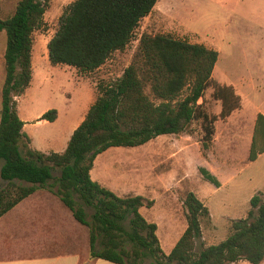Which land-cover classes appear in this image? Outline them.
<instances>
[{
  "label": "trees",
  "instance_id": "trees-1",
  "mask_svg": "<svg viewBox=\"0 0 264 264\" xmlns=\"http://www.w3.org/2000/svg\"><path fill=\"white\" fill-rule=\"evenodd\" d=\"M158 1L75 0L48 44L51 64L67 65L82 74L98 70L115 52L128 46ZM49 3L20 0L12 16L0 18V33L6 31L7 35L0 118V176L6 185L0 189V219L55 179L54 171L58 170V189L51 192L60 197L79 223L89 228L92 258L117 264H139L146 257L152 258L153 264H231L240 260L263 264L264 199L259 194L251 198L248 216L233 222L226 239L198 250L202 221L210 214L208 207L189 192L184 199L187 228L167 254L160 246L157 224L141 213L145 198L118 196L91 178L95 159L108 149L139 147L162 135L188 133L195 121L201 122L204 131L203 149L209 148L218 117L225 119L239 107L233 89L213 80L219 59L215 49L162 33L143 34L122 76L98 84V96L64 152L46 154L28 148L23 153L21 146H25L23 141L28 135L15 97L23 95L32 82L33 36L45 25ZM210 86L214 87L213 96L222 100L219 116L210 114L204 103H199ZM56 118L53 109L39 120L51 122ZM261 154L264 114L259 113L250 161ZM201 172L220 186L209 170L202 168ZM84 206L94 209L91 220Z\"/></svg>",
  "mask_w": 264,
  "mask_h": 264
},
{
  "label": "rangeland",
  "instance_id": "rangeland-1",
  "mask_svg": "<svg viewBox=\"0 0 264 264\" xmlns=\"http://www.w3.org/2000/svg\"><path fill=\"white\" fill-rule=\"evenodd\" d=\"M19 1L0 0V18L12 16ZM74 1L50 0L45 25L34 33L33 79L26 92L15 97L19 116L26 121L24 131L28 139L21 146L23 153L28 148L46 154L64 152L74 130L96 100L98 84L122 76L143 34L162 33L215 49L219 59L213 80L233 89L239 97V107L225 119L218 117L209 148L203 149L204 131L201 122L195 121L188 133L162 135L139 147L110 148L98 155L95 177L121 197L145 198L141 213L157 224V236L165 253H170L187 228L184 199L189 192L208 207L210 214L202 221L197 249L220 243L231 233L233 222L248 216L251 198L259 194L264 199V154L255 161L249 159L257 115L264 114V0H159L153 12L141 21L128 46L115 52L98 70L85 74L67 65H53L49 59L48 44ZM6 42L3 31L0 118ZM213 93L214 87L210 86L199 103H204L210 114L219 116L222 100ZM53 109L57 111L54 121L39 120ZM1 166L0 161V170ZM202 168L218 178L219 187L205 178ZM54 177L43 189L57 191L58 170L54 171ZM5 185L0 176V189ZM76 200L81 203L77 196ZM150 201L152 204H147ZM84 207L91 220L94 209ZM81 227L90 243L89 228L82 224ZM139 264H153V259L143 258ZM231 264L250 263L240 260Z\"/></svg>",
  "mask_w": 264,
  "mask_h": 264
},
{
  "label": "crops",
  "instance_id": "crops-1",
  "mask_svg": "<svg viewBox=\"0 0 264 264\" xmlns=\"http://www.w3.org/2000/svg\"><path fill=\"white\" fill-rule=\"evenodd\" d=\"M97 161L96 158L91 178L98 182ZM106 186L111 188L107 183ZM0 264L117 263L92 258L88 234L81 223L58 196L39 189L1 217Z\"/></svg>",
  "mask_w": 264,
  "mask_h": 264
}]
</instances>
